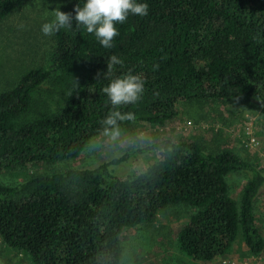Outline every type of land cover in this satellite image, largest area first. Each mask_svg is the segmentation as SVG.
Here are the masks:
<instances>
[{
	"label": "trees",
	"instance_id": "1",
	"mask_svg": "<svg viewBox=\"0 0 264 264\" xmlns=\"http://www.w3.org/2000/svg\"><path fill=\"white\" fill-rule=\"evenodd\" d=\"M60 1L72 16L83 5ZM146 2L149 14L117 24L109 49L73 24L42 40L21 37L13 57L0 52V81L11 86L0 90V173L25 170L20 182H0V240L29 264H119L124 230L178 204L191 208L175 237L184 256L211 262L241 243L246 257L264 251L253 211L264 175L229 148L164 139L140 148L154 161L124 176L107 163L25 174L76 160L105 135L101 121L113 107L103 89L128 73L144 91L116 109L134 117L120 127L168 122L182 101H255L264 134V0ZM28 3L0 0V28ZM113 55L121 64L107 72ZM244 171L251 177L235 199L227 176Z\"/></svg>",
	"mask_w": 264,
	"mask_h": 264
},
{
	"label": "rangeland",
	"instance_id": "2",
	"mask_svg": "<svg viewBox=\"0 0 264 264\" xmlns=\"http://www.w3.org/2000/svg\"><path fill=\"white\" fill-rule=\"evenodd\" d=\"M64 6V1L60 0H40L39 3L29 0L28 4L15 11L10 19L4 22V27L0 28V35L3 34L0 40L6 38L9 41L8 46L0 47V52H8L7 55L13 57L15 53L24 50V42L19 41L21 37L44 39L41 26L52 19L53 14L49 10L59 8L64 12ZM19 23L22 25V32L17 29ZM28 24L30 28L39 29L36 31L25 27ZM4 81H0V90L11 88ZM176 109L177 116L168 122L160 125L134 122L129 126H122L121 136L117 140H112L106 135L94 138L76 160L54 165L41 163L28 168L25 174L72 168L88 169L107 163L113 174L124 176L154 161V155L140 154L138 151L140 148L156 141L170 139L198 142L208 150L216 146L229 148L256 169L261 170L264 175V134L260 106L257 102L182 101L177 104ZM249 124L253 135L261 143L258 148L247 145L248 140L244 131ZM24 171L1 172L0 182L7 184L20 182L25 177ZM250 177L251 173L245 171L233 172L227 176L233 198L238 199L242 187ZM253 211L255 224L264 239V183L254 199ZM190 213L191 208L188 205H172L160 211L152 221L125 229L121 239L119 264H264V251L258 256L246 257L242 254L246 250L243 243L235 244L230 253L211 262L184 256L178 249L175 237ZM0 264H29V261L24 254L16 253L0 240Z\"/></svg>",
	"mask_w": 264,
	"mask_h": 264
},
{
	"label": "clouds",
	"instance_id": "3",
	"mask_svg": "<svg viewBox=\"0 0 264 264\" xmlns=\"http://www.w3.org/2000/svg\"><path fill=\"white\" fill-rule=\"evenodd\" d=\"M53 16L49 22L42 24L44 36H52L61 29H70L73 24L83 27L90 34H94L97 41L105 49L112 47V41L118 33L117 24H123L128 16H147L149 5L146 0H83V5H77L75 15L61 11L59 8L49 10ZM121 64V60L113 55L108 58L107 65L110 72L114 66ZM113 107L101 124L105 135L112 140L121 136L120 122L133 119L131 113L124 114L116 110L122 105L135 104L142 96L144 82L135 74H125L110 79L103 89Z\"/></svg>",
	"mask_w": 264,
	"mask_h": 264
},
{
	"label": "built area",
	"instance_id": "4",
	"mask_svg": "<svg viewBox=\"0 0 264 264\" xmlns=\"http://www.w3.org/2000/svg\"><path fill=\"white\" fill-rule=\"evenodd\" d=\"M244 133H245L247 140H248L247 145H249L253 148H258L261 146L260 141L253 135V131H252L250 124L245 127ZM263 164H264V157H263Z\"/></svg>",
	"mask_w": 264,
	"mask_h": 264
}]
</instances>
